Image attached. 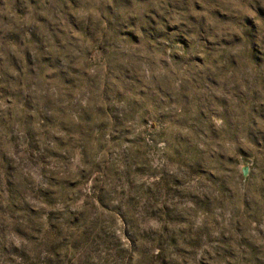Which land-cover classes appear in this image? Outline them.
Instances as JSON below:
<instances>
[{
    "label": "rangeland",
    "instance_id": "1",
    "mask_svg": "<svg viewBox=\"0 0 264 264\" xmlns=\"http://www.w3.org/2000/svg\"><path fill=\"white\" fill-rule=\"evenodd\" d=\"M0 264H264V0H0Z\"/></svg>",
    "mask_w": 264,
    "mask_h": 264
},
{
    "label": "water",
    "instance_id": "2",
    "mask_svg": "<svg viewBox=\"0 0 264 264\" xmlns=\"http://www.w3.org/2000/svg\"><path fill=\"white\" fill-rule=\"evenodd\" d=\"M246 172H245V169H244V174H245Z\"/></svg>",
    "mask_w": 264,
    "mask_h": 264
}]
</instances>
